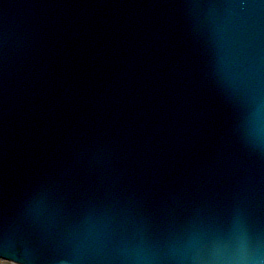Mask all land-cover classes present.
<instances>
[{
  "label": "water",
  "instance_id": "95a60500",
  "mask_svg": "<svg viewBox=\"0 0 264 264\" xmlns=\"http://www.w3.org/2000/svg\"><path fill=\"white\" fill-rule=\"evenodd\" d=\"M26 1L6 15L17 13L23 22L28 14L27 25H35L39 17L31 6L37 0ZM80 1L77 12L63 10L64 20H58L60 28L71 22L70 27L80 29L79 37L89 47L83 59L86 74L71 76L75 93L63 97L76 104L73 115L79 124L72 132L73 146L87 137L93 144L102 131L113 153L128 146L127 138L133 147L126 169L101 162V146L92 153L82 151L84 166L93 170L85 182L91 186L101 181L93 191L98 198L94 208H105L97 215L103 229L96 232L116 246L104 252L101 240L88 236L92 254L100 253L101 264H185L190 245L204 246L238 231L264 245V134L259 131L264 128V65L254 68L264 57V0ZM89 17L94 20L87 21ZM42 31L35 35L39 51L47 50ZM47 62L48 68L62 71L59 64ZM8 69L6 78L0 74V91L16 82L15 72ZM191 71L199 74V85L195 77L185 79ZM220 85L223 89L210 92ZM193 89L199 90L200 101L194 95L189 101L198 102L195 108L184 98ZM125 112L134 124L141 115L150 120L135 132L147 140L153 130L161 147L149 141L152 148H144L147 142L139 141V134L130 135L118 121ZM111 188L120 189L119 194L110 196ZM123 228L129 231L125 240L117 233ZM40 251L49 256L47 248ZM36 253L30 255L36 258Z\"/></svg>",
  "mask_w": 264,
  "mask_h": 264
},
{
  "label": "clouds",
  "instance_id": "9594fccd",
  "mask_svg": "<svg viewBox=\"0 0 264 264\" xmlns=\"http://www.w3.org/2000/svg\"><path fill=\"white\" fill-rule=\"evenodd\" d=\"M264 134V128L259 129ZM185 264H264V245L252 243L242 232L215 238L204 246L190 245Z\"/></svg>",
  "mask_w": 264,
  "mask_h": 264
},
{
  "label": "bare ground",
  "instance_id": "6f19581e",
  "mask_svg": "<svg viewBox=\"0 0 264 264\" xmlns=\"http://www.w3.org/2000/svg\"><path fill=\"white\" fill-rule=\"evenodd\" d=\"M0 264H15L13 262H10L8 260L4 261V260H0Z\"/></svg>",
  "mask_w": 264,
  "mask_h": 264
}]
</instances>
